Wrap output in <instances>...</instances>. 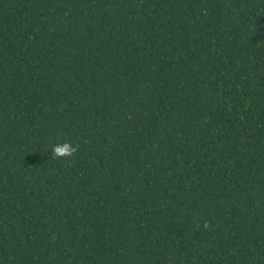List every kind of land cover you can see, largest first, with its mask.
<instances>
[{
  "label": "trees",
  "instance_id": "16d2710c",
  "mask_svg": "<svg viewBox=\"0 0 264 264\" xmlns=\"http://www.w3.org/2000/svg\"><path fill=\"white\" fill-rule=\"evenodd\" d=\"M0 264H264V0H0Z\"/></svg>",
  "mask_w": 264,
  "mask_h": 264
},
{
  "label": "clouds",
  "instance_id": "9594fccd",
  "mask_svg": "<svg viewBox=\"0 0 264 264\" xmlns=\"http://www.w3.org/2000/svg\"><path fill=\"white\" fill-rule=\"evenodd\" d=\"M79 150L78 144L71 141H57L51 146V156L56 160H65L74 157Z\"/></svg>",
  "mask_w": 264,
  "mask_h": 264
}]
</instances>
